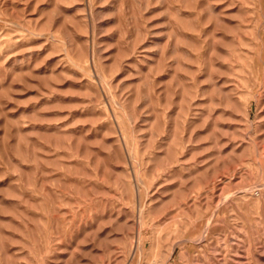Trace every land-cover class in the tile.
<instances>
[{
  "label": "rangeland",
  "instance_id": "rangeland-1",
  "mask_svg": "<svg viewBox=\"0 0 264 264\" xmlns=\"http://www.w3.org/2000/svg\"><path fill=\"white\" fill-rule=\"evenodd\" d=\"M0 264H264V0H0Z\"/></svg>",
  "mask_w": 264,
  "mask_h": 264
}]
</instances>
